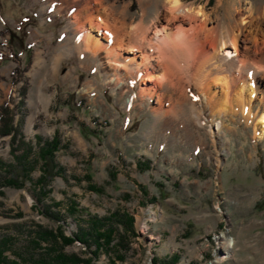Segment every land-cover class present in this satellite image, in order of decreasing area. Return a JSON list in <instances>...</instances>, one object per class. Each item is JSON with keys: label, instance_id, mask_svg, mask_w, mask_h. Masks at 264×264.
I'll return each mask as SVG.
<instances>
[{"label": "rangeland", "instance_id": "1", "mask_svg": "<svg viewBox=\"0 0 264 264\" xmlns=\"http://www.w3.org/2000/svg\"><path fill=\"white\" fill-rule=\"evenodd\" d=\"M88 1L0 0V107L8 102L14 127L35 152L37 138L59 136L54 155L63 170L46 187L47 197L39 183L48 179L42 163L21 188L0 186V241L9 238V259L44 264L46 245H36L35 234L41 230L54 236L51 256L58 251L79 264H264V139L237 115L218 118L222 139L213 133L214 106L192 81L206 69L190 67L184 88L171 93L175 100L186 95L182 110L163 118L156 98L139 97L142 82L110 71L104 54L83 51L79 35L82 49L58 56L76 34L73 16ZM181 1L205 9L208 29L226 41L231 58L230 23L264 9V0ZM167 8L166 0H103L96 17L129 38L141 22L162 23ZM86 21L83 14L85 27ZM10 139L0 138V159L14 164ZM8 176L0 170V181ZM73 205L99 218L126 214L133 230L119 223L98 252L78 241L67 245L62 235L72 238L88 226L89 216L76 215ZM46 212H60L63 221Z\"/></svg>", "mask_w": 264, "mask_h": 264}, {"label": "bare ground", "instance_id": "2", "mask_svg": "<svg viewBox=\"0 0 264 264\" xmlns=\"http://www.w3.org/2000/svg\"><path fill=\"white\" fill-rule=\"evenodd\" d=\"M166 1L168 15L162 23L146 28L141 22L132 28L131 37L124 38L119 35L117 26L114 30L119 32L118 35L110 25L97 19V5L103 4V0H89L84 10L73 16L78 26L76 34L66 38L62 48L58 49V56L82 49L79 41L75 42L79 37L85 43L83 51L93 56L104 54L110 71L117 74L122 70L128 79H134V83L142 82L144 86L139 97L142 100L156 98L154 110L163 118L176 116L182 110L180 106L186 95L175 100L171 93L186 85V74L195 67L206 69L203 78L193 74L192 81L201 90L203 98L214 106L213 122L217 130L213 133H218L222 139L224 133L218 118L237 115L253 127L255 137L264 139V9L256 11L257 17L241 16L238 24L230 23L229 43L235 53L231 58L228 55L232 52L227 49L226 41L217 36L214 28L208 29L210 15L204 8L196 10L181 0ZM83 14L87 16L86 27L80 22ZM224 51L225 55L222 54ZM118 77L114 81L122 88L125 83ZM257 96L260 101L255 105ZM135 99L136 96L130 101ZM167 99L169 105L165 106ZM151 216L154 217L153 212ZM227 248L232 249L231 242L227 243Z\"/></svg>", "mask_w": 264, "mask_h": 264}, {"label": "trees", "instance_id": "3", "mask_svg": "<svg viewBox=\"0 0 264 264\" xmlns=\"http://www.w3.org/2000/svg\"><path fill=\"white\" fill-rule=\"evenodd\" d=\"M18 70L17 68L14 70L16 73ZM25 95V93H24ZM14 114L13 110L10 109L8 102L4 103L0 107V138L1 137H11V148H12V155L14 159V164L12 163H5L2 159H0V170H4L8 175L1 179L0 186L2 188L11 187V188H21L26 182L31 181L32 177L31 174L37 167L38 163H42L43 173L45 174L46 180H39L40 184H43L42 188V195L47 197L49 194L46 190L50 181H52L56 175H61L63 173L62 169H58V165L55 161L56 152L61 149V143L59 136H55L52 140H45L42 142L43 139L37 138L36 142H38V151L35 152L33 146L26 143L21 135V132L18 128L14 127ZM43 144V145H42ZM22 151V153H18ZM18 153L19 155L15 154ZM15 164L18 167H15ZM58 207V204H56ZM77 206H72V211L78 216L87 215L89 216L86 229H79V231L69 238L62 235V241L64 243L72 244L74 241H78L82 243L87 248H91L92 246L95 247V250L98 252L105 245H110L114 239V236L118 233V226L122 224L125 227V230L130 231L133 230V219L126 214L119 215L114 213L105 218H99L97 215H90L88 212L76 209ZM46 215L54 220L63 221L62 217L60 216V212H46ZM120 223V224H119ZM119 224V225H118ZM37 236L40 237V241L36 243L40 246V243H44L46 246L42 247V249L48 252L47 261L44 264H79V260L76 257L67 256L62 253L55 254V256H51L52 252L49 248V245L53 244V241L48 238L54 237L51 232L47 231H37L35 233ZM104 241V244L102 242ZM10 244L9 238H5L0 241V264H18L15 260L9 259L10 256L7 254L9 249L7 248ZM107 247V246H106ZM95 254L97 255V252ZM50 252V253H49ZM54 254V253H53ZM52 257V258H50ZM123 261V258H119ZM51 261V263H48Z\"/></svg>", "mask_w": 264, "mask_h": 264}]
</instances>
